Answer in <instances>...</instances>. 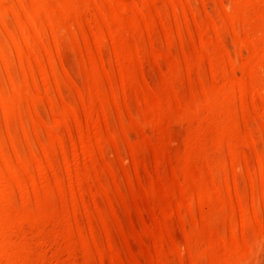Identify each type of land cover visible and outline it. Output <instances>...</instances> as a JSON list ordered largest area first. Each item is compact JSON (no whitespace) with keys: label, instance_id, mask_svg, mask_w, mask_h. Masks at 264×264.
Returning <instances> with one entry per match:
<instances>
[{"label":"bare ground","instance_id":"1","mask_svg":"<svg viewBox=\"0 0 264 264\" xmlns=\"http://www.w3.org/2000/svg\"><path fill=\"white\" fill-rule=\"evenodd\" d=\"M264 0H0V264H257Z\"/></svg>","mask_w":264,"mask_h":264},{"label":"rangeland","instance_id":"2","mask_svg":"<svg viewBox=\"0 0 264 264\" xmlns=\"http://www.w3.org/2000/svg\"><path fill=\"white\" fill-rule=\"evenodd\" d=\"M257 264H264V252L262 253L261 257L257 260Z\"/></svg>","mask_w":264,"mask_h":264}]
</instances>
